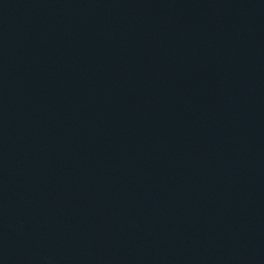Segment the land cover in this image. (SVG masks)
<instances>
[{"label": "water", "instance_id": "95a60500", "mask_svg": "<svg viewBox=\"0 0 264 264\" xmlns=\"http://www.w3.org/2000/svg\"><path fill=\"white\" fill-rule=\"evenodd\" d=\"M0 264H264V0H0Z\"/></svg>", "mask_w": 264, "mask_h": 264}]
</instances>
